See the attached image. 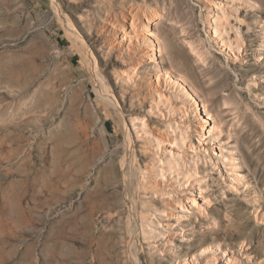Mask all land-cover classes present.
I'll return each mask as SVG.
<instances>
[{
  "label": "rangeland",
  "instance_id": "rangeland-1",
  "mask_svg": "<svg viewBox=\"0 0 264 264\" xmlns=\"http://www.w3.org/2000/svg\"><path fill=\"white\" fill-rule=\"evenodd\" d=\"M133 10L156 13L151 27L165 47L156 65L171 70L170 82L179 74L193 82L196 104L202 100L224 123L222 153L232 150L239 162L238 186L206 135L202 145L222 178L199 163L214 199L206 219L190 217L193 228L187 221L180 228L169 214L165 192L182 196L186 179L165 168L170 158L159 148L171 149L166 139L173 137L180 150L182 137L197 145L202 112L195 115L197 105L173 86L178 96L160 105L163 115L148 111L155 63L142 64L147 43L128 57L109 32ZM219 33L243 45L236 56L221 49ZM263 40L264 0H0V264H178L205 245L214 248L202 264H227L226 257L264 264V220L252 212L259 205L264 212ZM131 61L140 67L134 86L119 78ZM145 169L162 191L147 202L143 220L142 200L153 196L140 189ZM252 190L260 192L255 207Z\"/></svg>",
  "mask_w": 264,
  "mask_h": 264
},
{
  "label": "bare ground",
  "instance_id": "bare-ground-1",
  "mask_svg": "<svg viewBox=\"0 0 264 264\" xmlns=\"http://www.w3.org/2000/svg\"><path fill=\"white\" fill-rule=\"evenodd\" d=\"M155 15H156L155 12H147V11H146V13L143 12L140 15V14H138V12H136L134 10L126 12V13H122L120 19L115 18L117 23H113V25L109 26V29H111V31L109 30V32L112 33V35H113V40L116 43V48H118V50L121 53L126 54L128 57L132 56L134 49L139 48L141 46L142 42L147 43V45L145 46V50H144V55L146 57L145 64L144 63H142V64L146 65V61H147V64L155 63L154 65H152V66H154L153 67L154 68V75H152V77L155 79V86L153 85L151 88V93H153V94L151 96V101L149 104L150 109L148 111L155 109L162 116L163 114L160 111V109H161L160 105L164 106V107L167 105V107H168L171 105V100H172L173 96H174V98H175V96H178V94H176V92L174 93V91H172V89L170 88L173 86V87H175L173 89H176L177 93H179L180 91H184V93L188 94L189 97L191 98V102L194 103V105H197L196 107L193 108L195 115L197 113L202 112L201 117L200 116L198 117L200 122L198 124V129L196 130V134H197L196 140H197L198 144L195 145V144L191 143L190 140L188 142L187 141L185 142V137H182V138L179 137V138H181L182 144L184 146H186V148L188 149L189 154H186V151H187L186 148H185V150H183V148L180 150L179 147H178L179 148L178 149L175 146V143H174L175 137H173L172 139H166L167 145H169V147H171V149L162 148V147L159 148L160 152L164 151V153L169 155L167 157L170 158V159L168 158L169 160H168V163L165 164V165H167L165 168L172 171L175 175H177V177L182 176V177H184V179H186V182H185L186 184L185 183H182V184H185L187 194L185 193L182 196H179L177 194V193H179L178 192L179 189L178 190L171 189L169 191L165 190L166 191L165 193L168 195L167 199L165 198L167 200L166 203H169V207H171V209H174V211H172L173 213H169V214H172L171 216H174L173 219L177 222L176 224L180 228H181V226H183V224L186 221L188 222V225L189 224L192 225L191 227L193 228V225H194V224H192L193 220L190 217L193 216L195 221L197 220V218L199 220L204 219V218L206 219L207 218V215H205L206 210H207L206 206H210L212 200L214 199L213 196L211 198V195L213 194L212 184L207 182V179L204 181V178H206L208 176V174H204L205 172L203 174L199 173L200 172L198 170L199 165L202 164L205 167V165L207 163H210L211 168L216 169V171L218 172V176H220V179L222 178V174L219 172L218 167L216 165V162L212 161V158H210V155H208L206 147L202 145L203 143H205L204 141L207 140L206 135H208V142L206 141V143H209L210 140H213L216 142V145H214V147L220 150L219 152H215V151L211 150V153H213V155H215V158L217 161L220 160L221 162L224 163L223 167H229L228 169H230V170H227L226 173H231V176L233 174V177H231L229 179L231 181H234V182L236 181L237 185L239 186L241 184V180H240L241 178L240 177H242V176H241L240 172L237 171V167L239 166L237 163H239V162H236V160H238V159H236L235 154H232V150H230V152L228 150V153H231L228 155L222 153L223 148L220 144V142L222 141V136H221L222 132H223L222 126L224 124L221 121L222 119H220L218 117L217 118L214 117V114H212L211 111H209L208 109L205 108V104H204V102H202V100L199 101L200 103L196 104V100L194 99L193 96H198V92H197L196 86H194V84L191 80L186 78V76L179 74L178 76H176L174 78L175 83L170 82L172 80L170 78L172 76L171 70L169 68H167L165 65H163V68H159L158 65H156V62L158 61V60H156L157 55L160 56L161 63H162V59H163L162 56H163V53L165 51V47H164V43L160 39L158 32L153 30L151 27L153 22H155V20H156ZM154 24H156V23H154ZM215 27H217V26H215ZM215 27L213 26L214 30H216L218 28V27L217 28H215ZM73 30L80 37V35L77 33V31L75 29H73ZM218 32H220V31L218 30ZM78 36H77V38H78ZM215 36L217 37V40L219 41L218 43L221 44V49H223L225 51L227 50L228 52H230L231 54H234L235 56H236V54L234 53L235 52L234 50L235 49L241 50V46H243V45H240L239 43H237V46L235 48L233 46V42L229 41L228 38H223V36L220 33L216 34ZM86 48L88 49V47H86ZM243 49H244V47H243ZM126 67L127 68L124 69L122 71V73H120V75L123 78L121 76L119 78L122 79L121 81H124V80H125V82L128 81L129 84H133L132 86H134V81L136 79H138V76H139L138 71H139L140 67L138 66L137 62H134V61L133 62L131 61L128 64H126ZM162 72L165 73L164 77H161V75H160V73H162ZM161 82H163V83H161ZM184 84L189 85V89H190L191 93L186 92V90L183 87ZM110 98H109V100H110ZM110 101H112V100H110ZM113 101L115 102V100H113ZM199 107H202V109H199ZM202 115H203V118H202ZM131 124H132L133 130H134V118L131 119ZM139 124H140V127L142 129H144L147 126L145 114L142 116ZM124 126L126 129V134L128 136L129 143H130L132 141L131 136L129 134L130 131L128 130V127L126 124ZM181 130H184V128ZM173 133L174 132H172V134ZM150 136H151V139H153V140H157L160 138L154 134H152ZM160 140H161V138H160ZM161 142L164 143L163 141H160V144H161ZM176 149L179 151H175ZM156 157H157V161H158L157 163L158 164L163 163V159H162L163 157L162 158H160V156H156ZM188 157H190V159L193 160V162H192L193 166H191L190 164L189 165L187 164L188 160L186 161V159H189ZM164 158H166V157H164ZM186 164L188 165V169H189V167H191V169L186 170L185 169L186 167H184ZM160 165L164 166V164H160ZM161 166L157 168L156 172L158 174L162 175V177H163V175H164L163 172H165V170H164V167L163 166L161 167ZM183 167H184L185 172H183ZM152 174L153 173H151V172L147 171V169H145V175H144L145 179H143L144 183H142V186H140V189H142L144 192H149V193L153 194V196L150 197L149 199L142 200L143 201L142 202L143 208H141L140 213L143 217V220L146 216L144 212H147V211L149 212V209H150V208H148V203L153 198H155L157 200L159 198V196L155 195V194L158 193L157 191H162V189H159V187H158L159 185H157L158 183L157 184L155 183L156 181L155 182L153 181V184L150 183V178H151ZM152 177H155V179H156V177H158V176H152ZM171 177L173 178V176H171ZM210 178H211V176H210ZM176 180H179V179L176 178ZM160 181H162V179ZM246 186H247V184H246ZM157 188H158V190H157ZM231 188H235L234 185H231ZM137 189H138V187H137ZM253 190L251 192H253ZM171 192H172V194H170ZM183 192H185V191H183ZM253 193H254V197L251 196L252 197V199H251L252 204H251V202H250V204H251V206L255 207L257 202L259 203L258 200H261V199H260V192L254 191ZM160 195H164V191H163V193L161 192ZM260 204H261V202H260ZM132 205L130 206L131 208H130L129 212H130L131 216L132 215L134 216V211H133L134 210V202ZM259 206H261V205H259ZM259 206L257 208L255 207L252 209L253 216H254V219L256 221L264 220V212L259 209ZM151 211H153V210L151 209ZM162 212L165 213V210L163 209ZM168 212H170V211H168ZM186 212L189 214H187ZM169 214L165 213V214H163V217H164V215L167 217V216H169ZM171 216L169 218H171ZM187 222H186V224H187ZM200 222H202V221H200ZM166 225L173 226L174 224L171 223L170 221H167ZM215 228H216V226L211 225V227L209 228L210 232L215 234V230H214ZM131 229H133V228H131ZM242 244L244 246L247 245V243L244 241L242 242ZM210 247L214 248V246H212V245L202 246V248L197 251L200 253L198 255L195 254V252H190V254H191L190 259L188 260L185 258L183 260H178V264H202L200 262L201 261L200 256H202V254L207 253V251L209 250ZM217 248H220L219 244L217 245ZM184 255L186 256L187 254H184ZM211 257H214V256H211ZM226 259H227V264H231L234 257H226ZM205 264H206V262H205Z\"/></svg>",
  "mask_w": 264,
  "mask_h": 264
}]
</instances>
